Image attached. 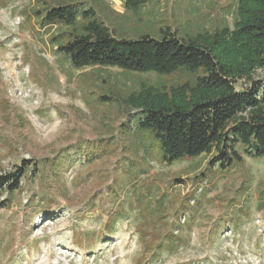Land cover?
I'll list each match as a JSON object with an SVG mask.
<instances>
[{
    "label": "rangeland",
    "instance_id": "374dc122",
    "mask_svg": "<svg viewBox=\"0 0 264 264\" xmlns=\"http://www.w3.org/2000/svg\"><path fill=\"white\" fill-rule=\"evenodd\" d=\"M65 4L136 38L232 27L237 0H150L135 10L126 0H0V175L22 167L18 188L0 189V264H264V157L224 168L209 165L211 154L167 165L156 145L147 160L124 151L122 126L137 113L122 99L195 75L75 68L56 45L73 27L42 19ZM252 79H237L236 90L264 85V69ZM122 198L131 209L110 224ZM167 230L180 242L166 253Z\"/></svg>",
    "mask_w": 264,
    "mask_h": 264
},
{
    "label": "trees",
    "instance_id": "16d2710c",
    "mask_svg": "<svg viewBox=\"0 0 264 264\" xmlns=\"http://www.w3.org/2000/svg\"><path fill=\"white\" fill-rule=\"evenodd\" d=\"M148 1L126 0L133 10ZM78 15L85 20L81 25L76 24ZM42 19L46 24L73 27L65 42L56 45L75 68L115 67L159 75L182 70L195 75L192 81L175 84L168 90L148 85L122 99L127 109L137 113L121 130L126 140L122 148L133 152L135 159L147 160L153 145L158 148L156 161L167 165L202 154L212 155L209 165L224 168L242 163L244 157H264V85L252 84L242 90L234 86L242 78L253 83V72L264 69V0H237L232 27L224 24L212 32L184 35L165 27L158 37H116L93 10L80 11L72 4L50 7ZM78 154L88 159L86 150ZM127 161L130 164L131 160ZM55 165L50 164L48 171L53 176L58 172ZM21 170L19 167L0 175V189L4 185L10 192L17 189ZM131 170L134 168L127 166L121 174L130 179ZM75 177L76 173L72 178ZM117 177L112 176V181L117 182ZM258 203L263 206L264 199ZM233 205L244 213L250 211L240 202ZM130 206L127 198L119 199L110 224L127 215ZM235 211V216L243 213ZM221 225L222 220L214 222L209 233L214 235ZM172 232L166 231V253L174 251L180 242Z\"/></svg>",
    "mask_w": 264,
    "mask_h": 264
}]
</instances>
